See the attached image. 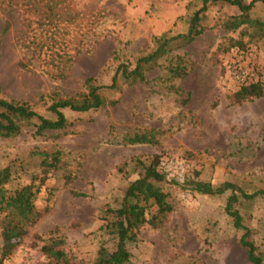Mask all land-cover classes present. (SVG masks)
Here are the masks:
<instances>
[{"label":"rangeland","instance_id":"1","mask_svg":"<svg viewBox=\"0 0 264 264\" xmlns=\"http://www.w3.org/2000/svg\"><path fill=\"white\" fill-rule=\"evenodd\" d=\"M52 1L61 2L57 13L62 17L74 15L83 24L94 20L90 45L59 80L38 62L20 67L23 55L13 40L22 19L38 22ZM200 7L201 0H0V98L26 102L52 118L47 111L52 98L85 92L87 78L109 85L117 66L133 67L153 50L156 37L186 33ZM237 14V8L224 4L208 7L201 22L205 31L184 47L174 42L145 82L102 92L107 103L116 101L114 106L65 111L69 126L60 132L35 137L30 127L0 138V169L11 170L8 190L40 183L37 151H61L59 168L35 201L43 216L3 264H48L40 248L49 239L60 241L71 264H91L105 241L101 211L116 207L138 178L135 159L159 156L166 170L173 168L170 179L179 182L191 177L215 187L230 182L247 193L264 189V97L240 104L232 100L242 85L264 86V37L250 38L246 26L226 31L223 23ZM9 16L11 29L3 34ZM250 17L264 18V4L256 3ZM79 29L83 33L84 25ZM175 57L183 59L188 73L169 81L167 66ZM144 133L153 143L128 141ZM162 188L173 211L160 227L141 229L129 264H250L239 246L242 232L224 212L228 193L200 195L171 180ZM237 208L264 262V199H240Z\"/></svg>","mask_w":264,"mask_h":264},{"label":"trees","instance_id":"2","mask_svg":"<svg viewBox=\"0 0 264 264\" xmlns=\"http://www.w3.org/2000/svg\"><path fill=\"white\" fill-rule=\"evenodd\" d=\"M256 3L264 0H201V7L189 19L188 30L184 34L174 37L162 35L154 39V48L148 54L139 57L133 67L121 63L117 66L111 83L107 86L96 85L94 79L87 78L84 82L85 92L73 97H54L51 99L47 111L52 118H45L23 101L0 98V138L16 137L26 128L34 130L35 137H41L47 132L61 131L69 126L64 114L65 111L86 113L96 111L106 105L114 106L116 101L106 102L102 95L104 91L117 90L120 83L135 84L146 81V74L159 67V61L171 51V45L184 47L192 43L204 31L201 25L203 14L208 7L224 4L237 8L238 14L230 17L222 27L226 31H235L242 26L251 29L250 38L264 37V18L251 19L250 13ZM61 2L52 1L46 5V13L38 22L29 17L23 18L20 27L15 31L13 40L15 47L22 53L19 66L27 68L38 62L42 65L46 75L52 79H63L75 58L83 52L85 46L90 45L88 40L94 25V20L85 19V23L76 20L74 15L63 16L57 13ZM56 13L52 14V10ZM9 16L4 24L2 33L11 29ZM80 24L85 31L80 33ZM35 26L36 28L34 29ZM77 29V30H71ZM89 41V42H88ZM181 57L173 58L167 66V79L184 78L188 69ZM172 90L177 89L171 87ZM264 97V86L261 83L242 85L232 96L235 104ZM128 141L132 144L153 143L150 134H135ZM36 155L41 159L40 183L33 181L25 186L8 190L6 185L11 179L9 167L0 169V264L8 259L17 248V243L24 238L28 229L43 216L44 212L37 210L35 201L38 198L40 187L59 168L61 151L51 153L39 152ZM163 160L159 156L152 157L148 162L134 160V171L138 178L129 183L124 189L120 203L116 207L106 206L100 215L101 236L105 238L91 264H129L131 260L130 247L137 243L143 227L158 228L165 217L173 211L168 201V194L162 184L166 180L183 185L191 192L205 196H221L228 193L224 212L232 220V225L241 231L239 246L245 252L250 264H264L262 256L251 238V230L243 224V218L237 208L240 199L252 201L264 199V189L247 193L230 182H223L213 186L210 182H202L197 178L184 177L180 182L170 179L171 169L162 166ZM175 166V165H174ZM34 180V179H33ZM40 248L47 258L48 264H71L60 241L49 239ZM110 244V245H107Z\"/></svg>","mask_w":264,"mask_h":264},{"label":"built area","instance_id":"3","mask_svg":"<svg viewBox=\"0 0 264 264\" xmlns=\"http://www.w3.org/2000/svg\"><path fill=\"white\" fill-rule=\"evenodd\" d=\"M162 166H164L166 169L169 168L167 165H165V163H163Z\"/></svg>","mask_w":264,"mask_h":264}]
</instances>
